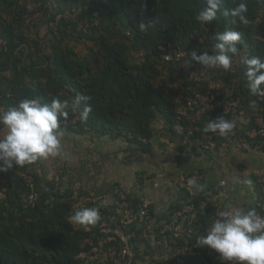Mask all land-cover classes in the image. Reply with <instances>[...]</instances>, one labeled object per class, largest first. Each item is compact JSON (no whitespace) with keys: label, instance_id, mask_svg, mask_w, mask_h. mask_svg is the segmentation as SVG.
I'll return each instance as SVG.
<instances>
[{"label":"trees","instance_id":"1","mask_svg":"<svg viewBox=\"0 0 264 264\" xmlns=\"http://www.w3.org/2000/svg\"><path fill=\"white\" fill-rule=\"evenodd\" d=\"M239 2L226 0L225 8ZM245 2L248 25H234L233 18L222 12L210 23L198 22L195 17L206 6L205 0H0V103L10 108L25 98L50 103L58 97L67 102L59 131L124 137L137 147L138 156L150 150L152 139L169 136L180 152L210 145L212 132L203 128L221 116L230 99L240 100L238 114L253 129L256 119L264 118V100L250 93L240 58L248 54L264 59V0ZM141 20L148 24L143 32L138 27ZM225 30L242 32L239 55L233 57L229 70L210 69L192 60L193 51L214 54L216 33ZM162 45L170 46V52L183 49L187 55L180 61H166L159 50ZM193 72L198 73L197 80L191 77ZM211 80L217 88L210 89ZM208 90L216 94L210 110L197 97ZM77 92L92 96L86 121L80 117L84 105L75 102ZM73 110L78 112L74 122ZM216 148H222L221 142ZM262 151L257 154L264 153V143ZM36 165L0 172V189L8 193L7 199H0V264H115L109 252L120 249L122 243L101 231L97 223L72 224L69 217L79 209L96 207L115 219L113 228L127 231L131 225L123 209L104 204L107 196H121L117 186L92 185L97 176L88 174L85 180L69 172L70 179L64 180L61 171L62 176L48 179ZM22 173L33 178L39 194L35 205L28 204L32 189ZM258 180L259 176L252 180L258 197L250 208L263 215L264 193ZM178 192L186 202L173 203L163 214L164 221L170 223L178 210L194 204L191 243H197L218 219L217 202L204 193L194 194L189 183ZM124 200L135 211L143 201L130 193ZM158 224L162 226L163 221ZM137 225L131 238L134 263L178 264L173 256H156L167 249L160 241H169L174 249L182 247L184 240L158 231L153 239L145 233V225ZM183 258L186 264H224L208 246Z\"/></svg>","mask_w":264,"mask_h":264},{"label":"clouds","instance_id":"2","mask_svg":"<svg viewBox=\"0 0 264 264\" xmlns=\"http://www.w3.org/2000/svg\"><path fill=\"white\" fill-rule=\"evenodd\" d=\"M225 4L226 0H205L206 6L198 12L196 20L200 23H210L222 12L233 18L234 25L250 23L245 15V0H240L230 9L225 8ZM138 27L143 32L148 24L141 20ZM241 36L242 32L238 30L218 32L215 36L217 43L214 54H197L193 51L191 58L210 69L229 70L233 57L239 55L238 44ZM240 63L245 67L250 93L264 96V59L245 54L240 58ZM91 101L92 96L83 92H77L75 96V102L84 105L80 114L83 121L88 119L92 111ZM66 103L58 97L53 98L50 103L42 102L38 97L25 98L19 101L17 106L0 112V125L7 129L6 134L0 137V172L17 166L24 167L41 158L61 155L62 134L59 128L61 118L67 116ZM234 127L232 121L217 117L210 119L203 131L218 132L221 136H226ZM195 183L194 180H189L190 185ZM100 218L98 208L86 207L75 211L69 217V223L95 225ZM197 244L215 250L228 264H264V216L253 208L238 207L222 211L219 218L208 225L205 234L197 239Z\"/></svg>","mask_w":264,"mask_h":264},{"label":"crops","instance_id":"3","mask_svg":"<svg viewBox=\"0 0 264 264\" xmlns=\"http://www.w3.org/2000/svg\"><path fill=\"white\" fill-rule=\"evenodd\" d=\"M6 132L7 129L4 127L0 137H3ZM94 137L100 139L96 149H99L98 152L101 155V160H99V155L97 159L95 158L98 162L94 165L98 167L100 161L101 164L99 165H102L104 173L101 174L102 181L93 182L92 185L103 188L110 185L108 189L116 185L117 189L121 191L125 189L131 196H141L143 200L150 202L152 214L158 222L164 221L163 214L169 210L173 203L185 200V197L181 196L178 191L184 186L182 179L188 174L194 175L196 183L194 185L189 184V188L194 194L204 193L209 200L217 202L218 218L219 210L225 211L238 207L248 209L253 206L258 197L252 180L264 174V153H251L236 148L222 147L223 149H219L208 144H201L197 150L190 146L180 152L176 150L175 141L171 140L169 136L164 140L152 139L150 150L147 152L140 151L138 156L135 147L126 146L128 142L124 137L114 138L109 134L96 133L93 135V139H95ZM77 138L79 139V137ZM105 141H108V145ZM144 142L146 143L147 140L145 139ZM65 144L62 148L65 147ZM102 146L103 152L100 149ZM124 147L127 149H125L126 152L122 149ZM64 153L65 149H61V155L55 157L57 159L51 163V167L55 162L62 168L54 170L55 172L52 174L44 172L43 175H46L48 179L62 176L58 171L64 173L65 177L62 176L64 180L70 179L69 172H71L72 167L70 166L69 170L66 171L67 164L75 166L82 163L83 168L89 169V160L76 162L79 159H76L75 155L73 158L66 156L61 159ZM132 167L134 168L132 169ZM105 172H107V176ZM87 173L90 176L95 175L93 171ZM237 178L239 179L237 180ZM244 181H250V183ZM6 195L8 196V193ZM114 197L116 196H107L104 204H110ZM105 215L107 216V214ZM193 226L194 222L189 225L192 235ZM168 242L160 241V244L167 246V249L163 251L162 256L155 254L157 259L173 256V251ZM154 244H158V242H154ZM223 262L228 264L224 260Z\"/></svg>","mask_w":264,"mask_h":264},{"label":"built area","instance_id":"4","mask_svg":"<svg viewBox=\"0 0 264 264\" xmlns=\"http://www.w3.org/2000/svg\"><path fill=\"white\" fill-rule=\"evenodd\" d=\"M170 46L162 45L159 47V50L162 53L163 58L166 61H180L186 55L187 52L183 49H174L170 52ZM194 80H197L199 75L197 72H193L191 75ZM210 89L217 88V83L214 80L209 82ZM215 93L211 90L200 92L197 94L198 99L206 106L207 109L213 108V100L215 99ZM259 96V95H258ZM260 100H264V96H259ZM241 107V102L238 99H230L223 106V113L220 117L224 119H228L232 121L235 125L233 131L226 135L221 136L218 132L212 133L208 137L210 140L211 147H217L219 142H221V146L224 148H236L244 151H255V153L263 152V143H264V118L258 117L256 119L257 126L253 129H248L247 121H243L244 117L238 114V110ZM9 108H6L5 105L0 103V112L6 111ZM76 117L73 119V122L77 120L78 112L73 111ZM239 121H243V125L240 126ZM4 128L3 125H0V133ZM241 136L242 139H238V136ZM260 137L262 140H259ZM263 141V142H262ZM26 177V181L28 185L31 187L32 191L27 196V201L29 205H35L36 201L39 198V194L34 189V181L31 176H28L26 173H22ZM194 176V175H193ZM184 177L182 179L183 185L189 183V180H194V177ZM261 185L264 193V176L261 175L258 180ZM57 188H59V184H57ZM117 191L120 193V197H114L111 204L117 205L119 208L123 209L124 217L127 220V224L132 226H136V230L132 233H128V230H120L113 228L111 226V222L115 221L114 218H110L106 216L103 211H100V220L97 222L99 224L101 231L105 233H111L115 240H118L122 243L120 249L111 248L110 256L114 259L115 264H137L134 263L135 252L133 250V246L131 244V238L136 235V231L138 225H145L144 231L147 234L148 232L151 234L152 238L155 239V231H158L160 234H166L168 232H172L175 238H179L185 241V244L182 247H176L172 249L173 257L176 258L178 264H186L183 255L193 252L195 249H199L200 245L197 243H191V235L192 231L189 228L190 224H193L196 218V206L194 204H187L183 209L178 210L173 217V220L168 223L163 221V225L160 226L158 220H156L152 214L150 202L143 200L138 211L131 209L128 207L126 201L124 200L127 197L128 192H123L119 189ZM6 193L3 190H0V198H5ZM262 204L260 207L264 210V201H260ZM224 210H219L222 212ZM261 215V214H260ZM261 216H264L261 215ZM137 223V224H136ZM160 226V227H159ZM129 227V228H131ZM157 228V229H156Z\"/></svg>","mask_w":264,"mask_h":264},{"label":"rangeland","instance_id":"5","mask_svg":"<svg viewBox=\"0 0 264 264\" xmlns=\"http://www.w3.org/2000/svg\"><path fill=\"white\" fill-rule=\"evenodd\" d=\"M44 34V31L41 33ZM243 121H246V119L244 118ZM243 121H239V125L242 126L243 125ZM3 130V129H2ZM60 133L62 134V138H61V144L63 146V144H65V147H63L62 149H65V153L63 154V156H61V159H64L66 156L68 157H72L73 155H75L76 159H79L76 162H81L82 160H89V169L86 170L85 168H83L84 166L82 165V163H80L79 165H69L67 164V168L65 169L66 171L69 170V167H72V170L70 172L71 177H76L78 178L79 176L82 177L83 179L86 180L85 175L88 174V171H93L95 173V175L97 176L96 180H93L92 183L95 181H102V173H104V170L102 169V165L100 161L98 164V167L96 165H94L95 163H97L98 161L95 160V158L97 159L98 155H99V160H101V155L99 154V149H96L98 146V142L100 139H98V137H94L95 139H93V135H86V136H79V135H75V134H67L64 131H60ZM2 135V132H1ZM79 137V139L77 138ZM65 142V143H64ZM105 143L108 145V141H105ZM131 146L130 144L126 145ZM134 146V145H133ZM137 149V147H135ZM101 151L103 152V146L100 147ZM123 150L126 149V147L122 148ZM93 150V151H92ZM127 150V149H126ZM126 150L124 152H126ZM129 153V152H127ZM109 154V153H108ZM92 158H89V157ZM52 157H49L47 159L41 158L38 159L36 162L38 165H36V168H39V171L42 172H50L51 174L54 173L56 169L62 168L59 167L55 162L54 165L51 167V163H53L54 160H56L57 158H53L50 159ZM74 164V162H72ZM70 163V164H72ZM53 168V169H52ZM134 167H132L133 169ZM107 174V172H105V175ZM133 174V172H132ZM104 175V176H105ZM264 176V174H262ZM107 176V175H106ZM105 176V178H106ZM261 175H259L260 177ZM220 180V178H219ZM218 180V181H219ZM129 187V186H127ZM139 194V193H138ZM173 198V197H172Z\"/></svg>","mask_w":264,"mask_h":264},{"label":"water","instance_id":"6","mask_svg":"<svg viewBox=\"0 0 264 264\" xmlns=\"http://www.w3.org/2000/svg\"><path fill=\"white\" fill-rule=\"evenodd\" d=\"M136 230V226H132L131 228H129L128 233H132Z\"/></svg>","mask_w":264,"mask_h":264}]
</instances>
